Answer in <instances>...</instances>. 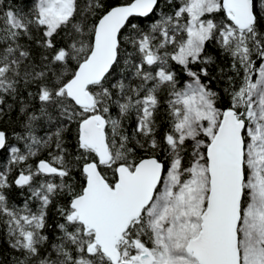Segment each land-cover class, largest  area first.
Wrapping results in <instances>:
<instances>
[{
    "label": "snow or ice",
    "instance_id": "6c2138e0",
    "mask_svg": "<svg viewBox=\"0 0 264 264\" xmlns=\"http://www.w3.org/2000/svg\"><path fill=\"white\" fill-rule=\"evenodd\" d=\"M0 235V264H264V0H0Z\"/></svg>",
    "mask_w": 264,
    "mask_h": 264
},
{
    "label": "trees",
    "instance_id": "16d2710c",
    "mask_svg": "<svg viewBox=\"0 0 264 264\" xmlns=\"http://www.w3.org/2000/svg\"><path fill=\"white\" fill-rule=\"evenodd\" d=\"M211 51H212L213 53H215V54L219 57L220 53H219L218 50H216L215 48H212ZM185 79H186V78H185ZM214 87H215V85H214ZM164 127H166V124L162 126V128H161V132H163ZM0 242H2V235H0ZM3 247L5 248V250H7V246H6V245H3Z\"/></svg>",
    "mask_w": 264,
    "mask_h": 264
}]
</instances>
